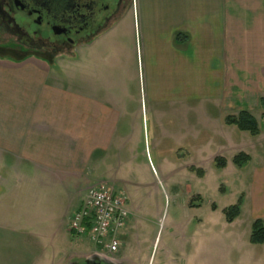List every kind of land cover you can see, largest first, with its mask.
Masks as SVG:
<instances>
[{
  "label": "crops",
  "instance_id": "crops-1",
  "mask_svg": "<svg viewBox=\"0 0 264 264\" xmlns=\"http://www.w3.org/2000/svg\"><path fill=\"white\" fill-rule=\"evenodd\" d=\"M130 17L143 40L138 82L145 101L196 100L202 113L209 103L220 114L260 109L264 0H133L118 27ZM114 32L63 62L60 55L0 57V253L6 264H68L92 253L87 235L69 230V219L90 183L120 182L121 153L131 151L140 130V114L130 110L139 99L129 90L131 80L109 81L90 63L99 54L91 45ZM249 172L243 202L250 222L264 220V165ZM183 223L195 225L189 235L169 234L180 241L175 237L181 264H190L209 229L202 217ZM238 253L240 264H264V243L241 241Z\"/></svg>",
  "mask_w": 264,
  "mask_h": 264
},
{
  "label": "rangeland",
  "instance_id": "rangeland-1",
  "mask_svg": "<svg viewBox=\"0 0 264 264\" xmlns=\"http://www.w3.org/2000/svg\"><path fill=\"white\" fill-rule=\"evenodd\" d=\"M142 41L130 17L114 33L91 45V50L99 54L98 60L90 63L98 66L109 81L131 80L129 90L139 98L130 104L131 112L140 114L139 136L130 152L121 153V165L116 173L120 182L116 186L106 182L124 194L129 210L127 231L118 235L121 245L112 262L181 264L174 243L176 236L169 232L184 231L189 235L195 225L186 227L183 220L196 216L204 219L209 231L198 242L195 260L190 264H240L239 243H249L252 224L249 202H243V193L250 183L249 171L264 165L261 110L251 112L260 127L258 135H251L223 122L225 115L235 113L220 114V108L210 103L202 113L197 109L196 100H188L187 108L184 105L187 103L178 100L145 101L144 87L138 82L142 74ZM72 53H64L57 60L66 61ZM25 56L0 50V57L19 61ZM240 152L250 157L241 167L232 162ZM215 157L224 158L225 166H215ZM197 169L202 171V176L197 174ZM239 200L240 214L234 223L228 224L223 210ZM176 241L180 242L177 237ZM83 243L86 248L91 246L86 240ZM166 247L173 248L169 257L164 252ZM2 255L3 252L0 264H6Z\"/></svg>",
  "mask_w": 264,
  "mask_h": 264
},
{
  "label": "flooded vegetation",
  "instance_id": "flooded-vegetation-1",
  "mask_svg": "<svg viewBox=\"0 0 264 264\" xmlns=\"http://www.w3.org/2000/svg\"><path fill=\"white\" fill-rule=\"evenodd\" d=\"M133 0H0V50L53 60L116 30Z\"/></svg>",
  "mask_w": 264,
  "mask_h": 264
},
{
  "label": "built area",
  "instance_id": "built-area-1",
  "mask_svg": "<svg viewBox=\"0 0 264 264\" xmlns=\"http://www.w3.org/2000/svg\"><path fill=\"white\" fill-rule=\"evenodd\" d=\"M129 210L126 197L103 181L90 183L80 206L69 219V230L75 236L89 238L92 253L115 260L120 249L118 235L126 227Z\"/></svg>",
  "mask_w": 264,
  "mask_h": 264
},
{
  "label": "trees",
  "instance_id": "trees-1",
  "mask_svg": "<svg viewBox=\"0 0 264 264\" xmlns=\"http://www.w3.org/2000/svg\"><path fill=\"white\" fill-rule=\"evenodd\" d=\"M179 39V34L175 35V40ZM259 108L261 110L260 118L264 123V95L259 98ZM223 122L226 125H234L238 130L246 131L251 135H258L260 133V127L257 119L254 115L246 110L238 111L235 114H227L223 117ZM250 157L240 152L232 158V162L241 167L244 166ZM214 164L217 167L225 166V159L222 157H215ZM192 169V168H191ZM197 174L202 176V171L197 169ZM240 204L239 200L236 204L231 205L223 210L225 220L227 222L233 221L236 217H238L240 213ZM249 242L251 244H263L264 243V220L262 219H254L251 224L250 234H249Z\"/></svg>",
  "mask_w": 264,
  "mask_h": 264
},
{
  "label": "water",
  "instance_id": "water-1",
  "mask_svg": "<svg viewBox=\"0 0 264 264\" xmlns=\"http://www.w3.org/2000/svg\"><path fill=\"white\" fill-rule=\"evenodd\" d=\"M68 264H79V263L78 262H71ZM81 264H114V263L111 260H109V259H107L101 255L92 253L89 256H87L86 258H84V260Z\"/></svg>",
  "mask_w": 264,
  "mask_h": 264
}]
</instances>
